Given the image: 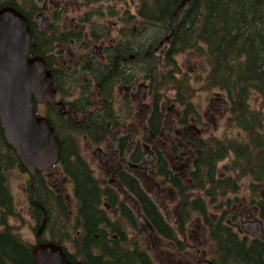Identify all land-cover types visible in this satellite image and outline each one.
I'll use <instances>...</instances> for the list:
<instances>
[{"label": "flooded vegetation", "instance_id": "flooded-vegetation-1", "mask_svg": "<svg viewBox=\"0 0 264 264\" xmlns=\"http://www.w3.org/2000/svg\"><path fill=\"white\" fill-rule=\"evenodd\" d=\"M31 1L0 0V8H32ZM109 1L37 0L39 53L31 56L51 71L60 105L36 108L55 129L59 158L33 172L11 145L0 146V242L18 250L3 264H33V249L48 242L72 262L88 263L81 254L88 228L103 248L134 252L138 264H226L228 238L237 264L233 237L262 245L264 256V235L244 227L256 214L264 220V193L257 186L248 208L233 203V161H211L205 152L207 119L225 104L212 99L206 113L176 90L177 107L166 105L142 72L151 51L169 45L157 51L154 40L148 44L153 37L141 33L138 12ZM13 178L21 181L19 193ZM83 182L91 184L90 206Z\"/></svg>", "mask_w": 264, "mask_h": 264}, {"label": "trees", "instance_id": "trees-1", "mask_svg": "<svg viewBox=\"0 0 264 264\" xmlns=\"http://www.w3.org/2000/svg\"><path fill=\"white\" fill-rule=\"evenodd\" d=\"M181 1L139 0L137 12L141 17V33L144 34L148 27L155 28L153 38L148 44L154 40L157 46L159 41L176 27L172 43L164 48L161 54L151 51L153 56L147 57V67L143 69L142 75L152 80L158 93L166 92L169 84L190 79L188 74L182 73L178 67L177 55L191 52L204 58L207 67L204 78L206 89L217 88L225 92L231 104L233 122L244 132L243 137L228 140L208 136L205 140V152L211 161L231 158L234 173L233 192L240 190L239 182L237 183L235 178L242 172L251 179L249 185L253 197L257 194V186L264 184V0H191L171 21ZM11 5L26 15L34 45L32 53L38 54L37 25L33 21L35 8L28 9L16 3ZM144 61L143 53L142 62ZM177 74H183L182 79L178 78ZM253 100L260 101L259 108L252 107ZM1 145L9 144L0 124ZM1 184L3 182L0 186ZM79 188L84 195L85 205L89 202L90 206L91 184L79 183ZM85 210L90 214L91 209ZM262 216L264 218V208ZM86 219L89 221L90 217L87 215ZM92 233L88 228L85 240L89 247H85L81 253L83 261L105 264L107 259H111L138 264V261L134 260L137 258L134 252L129 253L118 247L103 248L98 243L99 240L92 238ZM247 242L246 239L233 237V256L236 254V263L261 264L264 259L262 245H248ZM223 248L222 259L226 264H233L231 238L223 242ZM17 251L0 242V264H3L2 258L5 255L17 258Z\"/></svg>", "mask_w": 264, "mask_h": 264}, {"label": "water", "instance_id": "water-1", "mask_svg": "<svg viewBox=\"0 0 264 264\" xmlns=\"http://www.w3.org/2000/svg\"><path fill=\"white\" fill-rule=\"evenodd\" d=\"M191 0H182L171 17L173 21ZM176 27L160 40L157 51L173 41ZM32 33L25 14L13 6L0 8V124L6 142L31 171L55 164L60 142L46 117L37 113V103L58 107L51 71L39 55L31 56ZM146 87L144 86L143 89ZM150 132V131H149ZM254 237L264 235V222L258 217L244 223ZM33 264H88L72 262L55 243H39L33 249ZM202 264H214L205 260Z\"/></svg>", "mask_w": 264, "mask_h": 264}, {"label": "rangeland", "instance_id": "rangeland-1", "mask_svg": "<svg viewBox=\"0 0 264 264\" xmlns=\"http://www.w3.org/2000/svg\"><path fill=\"white\" fill-rule=\"evenodd\" d=\"M33 0V4L31 5L34 9L33 13H37V0ZM116 3V0L109 1L108 4L110 8L113 7V5ZM139 4V0H118V4L116 5V10L119 8L121 11H126V8H129V11L131 13H134L137 11V6ZM35 5V6H34ZM128 6V7H127ZM28 8V7H25ZM29 9V8H28ZM106 9V8H104ZM118 9V10H119ZM33 14V17L34 15ZM115 16H111V26L115 23ZM36 18V16H35ZM155 28L154 27H148L144 35H149V38L154 35ZM157 31V30H156ZM112 35H115L116 29L113 27V32H111ZM176 62L178 67L182 70V73L185 72L188 74L190 79L186 82H177V84H169L168 89L166 92H162L165 96L164 101L166 102V105L170 107H177L176 103L178 102V99H175L176 94L174 93L176 90H179L177 95H179L180 98H187L192 102L195 101V105H197L201 110H204L206 113H210L209 110V103L212 99H218L221 100L220 104L223 107L219 109L218 111L212 113L210 115V118L207 119V125H206V136L215 137L218 139H230V138H241L244 136V132L241 131L236 124L233 122V115L231 114V104L230 101L227 98V95L224 91H221L217 88H208L206 89L205 84V76L207 74V67L205 64V60L202 56H196L195 54H192L191 52H184L176 56ZM178 78L182 79L181 77L183 74H177ZM146 80H143L142 84H145L144 82ZM167 83V82H166ZM165 83V84H166ZM147 84V83H146ZM164 84V85H165ZM163 85V86H164ZM145 85H143L144 87ZM142 87V94H144L145 89ZM223 93L225 95V99L219 94ZM216 103V101H214ZM223 102V103H222ZM251 105L253 108H259L260 107V101L259 100H253L251 101ZM227 161H230L231 158L226 159ZM234 174V173H233ZM236 182L240 185V190L238 192H233V203L240 204V201H243V205L245 208L247 207V204L250 205V199L253 193L251 192L250 183L251 179L249 176L244 175L242 172L236 175ZM19 182L17 178H13V190L15 193H19ZM258 189L261 193H264V185H258ZM237 198V199H236ZM236 199V200H235ZM259 219L263 220L256 214ZM264 221V220H263Z\"/></svg>", "mask_w": 264, "mask_h": 264}]
</instances>
